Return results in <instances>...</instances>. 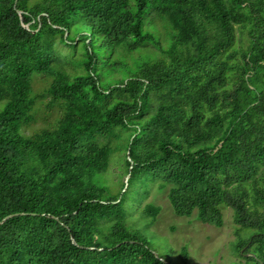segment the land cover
Masks as SVG:
<instances>
[{
	"label": "trees",
	"instance_id": "trees-1",
	"mask_svg": "<svg viewBox=\"0 0 264 264\" xmlns=\"http://www.w3.org/2000/svg\"><path fill=\"white\" fill-rule=\"evenodd\" d=\"M57 39L82 52L70 70ZM44 97L54 124L20 133ZM2 100L0 221L23 214L0 224V264H171L125 224L153 183L176 215L220 227L231 209L234 264H264V0H0Z\"/></svg>",
	"mask_w": 264,
	"mask_h": 264
},
{
	"label": "rangeland",
	"instance_id": "rangeland-1",
	"mask_svg": "<svg viewBox=\"0 0 264 264\" xmlns=\"http://www.w3.org/2000/svg\"><path fill=\"white\" fill-rule=\"evenodd\" d=\"M162 38V27L157 24ZM163 45L165 41L162 39ZM55 51L59 57L67 62L66 68L70 70L74 66L69 59L75 61L81 58V50H75L56 41ZM135 54V53H134ZM68 58V59H67ZM81 70H77L80 72ZM33 94H41L49 85L51 76L34 73L31 76ZM48 97L38 98L35 102L34 120L29 125H21L19 132L25 135L32 134L43 128H50L59 116L56 108L46 107ZM0 101V107L4 105ZM126 142V141H125ZM124 143L121 141L120 144ZM124 149L114 152L108 172L105 174V182L112 191H116L127 178L124 171ZM167 188H160L158 183L149 186L145 195L136 197L130 204H125V224L132 230H138L147 240L153 252L161 256V260L171 264H234L243 261L238 253L247 256L244 249L235 251V223L232 211L223 207V224L220 227L208 225L198 220L194 214L191 216L176 215L167 199ZM146 204L160 207V211L153 219L142 216V208ZM130 205V207H129ZM152 220V221H151ZM252 233L249 228H242L240 235L248 237ZM187 250V259L183 263L179 255L181 248ZM168 263V262H167Z\"/></svg>",
	"mask_w": 264,
	"mask_h": 264
},
{
	"label": "water",
	"instance_id": "water-1",
	"mask_svg": "<svg viewBox=\"0 0 264 264\" xmlns=\"http://www.w3.org/2000/svg\"><path fill=\"white\" fill-rule=\"evenodd\" d=\"M19 13H20V11H18ZM127 179H128V175H127V178L125 179V186H126V181H127ZM23 213H12V214H9V215H6L5 217H3L2 219H1V221H0V224L2 223V222H4V221H6L7 219H9V218H12V217H14V216H18V215H22ZM72 242L74 243V244H76L75 242H74V240L72 239ZM116 246H119V244H117ZM154 255L155 256H157V254L154 252Z\"/></svg>",
	"mask_w": 264,
	"mask_h": 264
}]
</instances>
